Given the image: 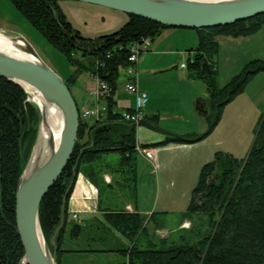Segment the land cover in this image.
Wrapping results in <instances>:
<instances>
[{
	"label": "trees",
	"instance_id": "16d2710c",
	"mask_svg": "<svg viewBox=\"0 0 264 264\" xmlns=\"http://www.w3.org/2000/svg\"><path fill=\"white\" fill-rule=\"evenodd\" d=\"M9 1L63 55L69 66L75 68L64 80L71 92L84 73L98 76L112 91L105 101L107 112L101 121L81 119L71 159L41 202L40 224L46 240L50 241L61 225L63 199L74 175L85 166L102 167L103 155H119L115 163L104 164L120 176L115 183L111 178L107 187L115 188L113 184L126 187L137 201V126L121 121L122 113L116 111L113 96L120 69L129 66L131 45L144 38L155 40L163 30L174 28L128 15V22L117 32L91 39L74 30L60 7L61 0ZM263 24L264 15H261L228 26L193 29L198 35V45L194 49L195 56L187 61V69L194 79L204 84L209 94L205 101L209 108L208 128L202 134L168 135L157 144L142 143L143 148L196 144L211 136L221 121L224 107L244 92L256 75L264 72V60H252L221 88L215 61L219 41L252 36ZM39 116L37 106L28 101L21 86L0 78V264H19L24 256L17 231L16 192L22 171V146L26 142L29 146L34 143ZM149 121L154 122L147 119L142 124ZM100 191L101 223L130 243L129 248L117 251L127 260L121 264H264V115L245 158L219 151L201 168L187 212L205 214L210 232L194 244L157 248L150 242L147 248L141 249L140 239L157 213H153L147 223L138 212L103 207V191ZM68 225L66 209L65 225L56 238L58 264H62L61 255L70 252L61 248ZM81 232L80 224L71 225L72 236L77 237Z\"/></svg>",
	"mask_w": 264,
	"mask_h": 264
},
{
	"label": "rangeland",
	"instance_id": "374dc122",
	"mask_svg": "<svg viewBox=\"0 0 264 264\" xmlns=\"http://www.w3.org/2000/svg\"><path fill=\"white\" fill-rule=\"evenodd\" d=\"M60 7L63 10L67 20L72 24L74 30L79 32L85 38L95 39L97 37L113 34L120 30L128 22L129 19L128 15L125 13L101 6L78 2L75 0H61ZM0 31H2L8 36H23L34 47L40 58L51 69H53L63 80H66L68 76L71 75V73L75 70V68L69 66L63 55L60 54V52H58L55 48H53L41 36V34L34 27L31 26V24L19 11H17V9L9 0H0ZM242 39L243 42L246 44H244L243 46L246 47L244 49V52L247 53L249 59L246 64H248L252 60H264L251 59L255 56L262 55L264 52V24L256 34L246 38H240L239 40ZM221 45L222 49L219 48V53L215 61L217 62V66H219L218 84L222 88L229 84V82L243 70L246 64L242 67H238L235 70L233 69L228 75L226 69L228 65L227 63L229 58V51L228 49H225L224 44ZM141 57H144V54ZM138 72L139 71H137V77L139 78L140 72ZM87 77L88 74L84 73L82 74L79 80L83 88L86 87ZM90 77H92L93 79L92 75ZM92 79L90 78V80ZM128 79L129 77L127 75L126 68H121L120 75L118 78L119 92H126L125 84ZM160 80L166 81V83H162L165 86L163 87L162 91L168 94V99H172L169 101L174 102L173 104L172 102H169L167 100L164 103L163 108L168 109L170 111L182 110L184 106L180 105L179 103L184 102V98L178 100L176 103L173 100H175L177 95L171 94L177 88V85H172L174 83L175 76L169 75L165 78H160ZM96 87L97 84L95 82L93 88L90 89V91L95 90ZM179 93L183 95L181 91ZM74 96L76 97L75 93ZM88 96L91 97L89 94ZM208 98L209 94L207 91H205L201 92L199 97L195 100V122L191 119V124H181L177 121L172 120L166 121L164 122V124L168 127H194L203 124L208 128V121L206 117L200 116L196 111L197 101H206ZM105 100L107 101V99ZM76 101L80 106L81 104L79 103L77 97ZM92 102V105L95 104L94 99H92ZM100 104L105 105L101 102ZM82 107L86 106H80L79 113ZM206 108L209 111V108L207 106ZM262 115H264V72H261L260 74L256 75L253 80L248 84L245 91L236 96L229 104L224 107L221 121L215 128L214 132L211 134L212 136L209 140V143L214 148V150H216V152L220 151L234 155L238 158H245L255 139V133L257 131ZM89 122L93 121L90 120ZM38 127L39 120L36 126V137L38 134ZM140 129H144L146 131L149 128L139 126L138 131ZM152 130L156 131L155 129ZM34 144L35 141L30 146L28 142H26L24 146H22V171L27 165L28 160L30 159ZM26 155H28L27 158H25ZM139 157L140 156H138L139 171L137 173V201L133 200L130 189L126 187L119 188L117 187L118 185L113 184L115 185V188L111 190L105 189L104 193L102 194V206L113 209H122L124 208L125 203H129L135 208L140 207L144 210L150 208L153 209V212H157V217L154 220H151L148 223V221L150 220V214L143 216L145 221L148 223V231L142 235L139 246L141 249H144L147 248L151 242L152 244H155L157 248H169L172 246V243H162L161 238H159L160 234L159 236H157L154 233V227L155 225L161 227L164 223L168 227L175 226L177 222L183 218L181 210H185V207L182 208V205L184 206L187 205L188 202L190 203L192 191L198 183V173L197 171H195L191 178V182L187 183V185H184L182 183V180L179 178V176L175 174V172H173V174L170 171L165 172L164 169H160V166L155 171V169L150 165L148 161H145ZM118 159L119 155L116 153L106 154L102 156V161L105 160L112 163H115ZM95 174L97 176V179L99 180V184L100 181L105 180V175H109L111 178H113V183H115L118 179L120 180V176L114 173L111 168L104 169V167H99L97 171H95ZM79 178L80 173L76 175L74 186L71 189L72 192H70L69 195L70 198L68 197L69 200L76 191ZM158 179L159 182L157 181ZM166 184L168 185V188L165 186ZM97 190L99 193V188ZM163 208H168L169 211L167 213H160V210H163ZM74 214L72 219H69L68 217L69 225L67 227L68 231L65 233L67 235H65V248H92L99 250L105 247L118 248L120 247V245L123 246L121 241H124L126 242V244H128L127 240L123 239L120 234L113 231L110 232V230H107L104 227H101L102 234L100 233L99 235L103 239H97L98 241L93 239L85 240L86 238H83L81 240L71 238L68 228H70L71 225L74 224L73 221H77L78 219V214L77 218H74ZM194 215L195 216H191V220L194 224V232H183V234L186 235L187 239V241H185L186 243L181 242L183 243V245L192 244L193 241H191V238H194L196 234H200L198 235V241L210 232V228L208 225V217L202 213H197ZM84 233L86 234L85 231ZM120 237L122 238V240ZM50 241L46 240L49 246ZM51 250L53 251L54 249L52 248ZM66 253L68 252L63 253L61 257H63ZM89 254L95 255L85 258V260L87 259L89 264H117L118 262L124 259L123 256L118 252H108V254L101 252H89ZM68 261H70V259L65 258V262Z\"/></svg>",
	"mask_w": 264,
	"mask_h": 264
},
{
	"label": "crops",
	"instance_id": "0c3cea01",
	"mask_svg": "<svg viewBox=\"0 0 264 264\" xmlns=\"http://www.w3.org/2000/svg\"><path fill=\"white\" fill-rule=\"evenodd\" d=\"M219 42L221 49V44H224L225 49H228L229 51L228 65L226 69L228 75L233 69L235 70L238 67H242L249 61L247 53L244 52L246 47H243L245 44L243 39L239 40L223 38ZM197 45L198 35L196 32L185 29H166L163 30L155 40H153L151 48L144 54V57L139 59L137 64V70L140 72H138L140 77H137L138 86L141 91L148 94V102L143 111L145 117L143 122H145L147 119L154 120V122L149 121L146 124L140 125L142 127L149 128L146 131L144 129H140L138 131L139 126L137 127V143H145L150 145L157 144L162 142L168 135L202 134L207 130V126H204L203 124L194 127H168L164 124V122L172 120L181 124H191V119L194 120V122L196 120L194 108L195 100L199 97L201 92H205L207 90L206 87H203L204 85L201 81L194 79L188 69L182 68L181 65L195 56L194 49L197 47ZM251 59H264V52L262 55L255 56ZM169 75L175 76V80L172 85H177L176 90L171 93L177 95L173 101L177 103L178 100L184 98V102L179 103L180 105L184 106L182 110L170 111L163 108L164 103L167 100L169 101L172 99H168V94L162 91L163 87H165L162 83H166V81L160 80V78H165ZM90 76L91 75L88 74L86 80V91L85 88L81 86L79 81L80 78L78 79L77 84L72 88L73 96L75 93L79 103L81 104L80 106L89 107L93 103V98L91 99L88 94L90 93V89L93 88L95 81ZM90 78L93 81L90 80ZM180 91L183 93V95L179 93ZM76 97L74 96L75 99ZM113 100L115 102V109L117 112L124 113L126 111L132 110L134 107V96L126 92H119L118 85L115 95L113 96ZM172 103L174 104V102ZM102 104L106 105V102H103ZM152 129H155L156 131H153ZM211 136L196 144H169L162 147H151L150 149H152L155 153L156 167L151 162H148L155 169V171L160 166V169H164L165 172L170 171L172 174L175 172V174L182 180V183L187 185V183L191 182V178L195 171H197V177H199L201 168L214 158L216 150H214V148L209 143ZM139 158L147 161L141 156ZM101 163L103 164L102 167L105 169L106 167L104 164H108L110 162L105 160L102 161L101 159ZM98 168V164H92L90 166L83 167L82 171L80 172V178L77 183L76 191L69 200L67 208L68 217L69 219H72L74 213L78 214L77 221H73V223H77L82 226L81 234L77 237H74L70 234L71 238H75L77 240L86 238L85 240L93 239L98 241L103 239L99 236L100 233L102 234L101 227L110 230L106 228L100 221V212L98 211L100 200L98 198L99 193L97 189L101 188L103 193L105 189H113L107 187V185L111 182V177L109 175H105V180L100 181L99 184V180L95 174V171H97ZM138 171L139 165L137 167V173ZM157 181L159 182V179ZM165 186L168 188L167 184ZM188 206L189 202L187 205H182V208L185 207V210H181L183 218L178 221L175 226L168 227L164 223L162 224L161 228H159V226L155 225L154 233L157 236L160 234L159 238H161L162 243L171 242L173 246L181 245L183 244L181 242L187 241L186 235L183 234V232L194 230V224L191 220V216H195L194 214H188ZM122 209H125L128 212H138L142 217L149 214L151 216L153 213H157L153 212V209L151 208L147 210H144L140 207L135 208L129 203H125L124 208ZM168 211V208H163V210H160V213H167ZM70 228H68L69 233ZM67 231L68 230H66V232ZM65 235L61 243V248L66 251H70L63 256L65 258H69L70 261L65 262V258L61 257L62 264H89L85 258L89 256H95L89 254V252H101L108 254V252H117L119 249H126L130 247L129 241H127L128 244H126L124 241H121L123 246L120 245L118 248L105 247L99 250L92 248L67 249L64 247L66 244ZM198 235L200 234H196L194 238H191V241H193L192 244L199 241H197ZM123 258L124 259L117 264L127 261L124 256Z\"/></svg>",
	"mask_w": 264,
	"mask_h": 264
},
{
	"label": "water",
	"instance_id": "95a60500",
	"mask_svg": "<svg viewBox=\"0 0 264 264\" xmlns=\"http://www.w3.org/2000/svg\"><path fill=\"white\" fill-rule=\"evenodd\" d=\"M75 1L109 8L159 25L185 30L223 27L264 15V0ZM0 33L6 35L2 31ZM8 37L17 44L23 54L32 58L15 57L0 51V78L21 86L27 93L28 101L33 103V97L26 90V86L32 87L48 105L60 112L63 120L57 149L40 166L34 165L29 172L33 151L39 142L40 127L45 121L44 109L37 106L40 114L38 134L16 192L17 231L25 251L19 264H58L56 238L65 225L68 197L76 174L64 196L62 222L51 239L50 246L41 228L39 208L48 191L63 173L75 150L81 121L79 107L64 80L40 58L34 47L23 36ZM18 42H22L23 45ZM206 106L204 100L197 101L196 111L202 117L209 114ZM49 144L52 145V140ZM51 248L54 250L52 251Z\"/></svg>",
	"mask_w": 264,
	"mask_h": 264
},
{
	"label": "built area",
	"instance_id": "2783aa9c",
	"mask_svg": "<svg viewBox=\"0 0 264 264\" xmlns=\"http://www.w3.org/2000/svg\"><path fill=\"white\" fill-rule=\"evenodd\" d=\"M152 40L145 38L131 45L128 57L129 66L126 68L129 77L125 84V90L128 94L134 96V107L130 111L122 113L121 121L129 124L140 126L144 121V108L148 102V94L140 90L137 80V64L140 57L145 54L152 46ZM182 68H187V62L181 65ZM97 84L95 90H91L89 95L94 99L95 104L89 107H82L80 117L83 121H101L107 112V106L101 105L112 95L111 87L108 83L99 79L98 76H93ZM136 152L139 156L145 158L156 167L155 153L150 148H143L140 143L136 144ZM77 218V214H74Z\"/></svg>",
	"mask_w": 264,
	"mask_h": 264
},
{
	"label": "bare ground",
	"instance_id": "6f19581e",
	"mask_svg": "<svg viewBox=\"0 0 264 264\" xmlns=\"http://www.w3.org/2000/svg\"><path fill=\"white\" fill-rule=\"evenodd\" d=\"M23 45L22 42H18ZM0 51L8 53L15 57L31 59L32 57L23 54L10 38L0 33ZM26 90L34 99L35 106H40L45 111V121L41 124L39 133V142L35 145L32 161L29 166V172L33 166H40L58 147L62 132L63 120L60 112L48 105L44 99L37 95L32 87H27ZM38 105H37V104ZM52 140V145L49 141Z\"/></svg>",
	"mask_w": 264,
	"mask_h": 264
}]
</instances>
